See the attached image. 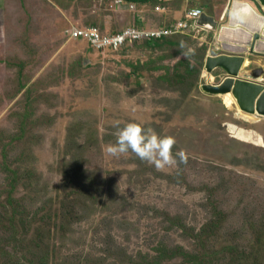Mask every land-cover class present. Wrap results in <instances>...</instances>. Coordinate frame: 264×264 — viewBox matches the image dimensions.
<instances>
[{
  "label": "rangeland",
  "instance_id": "1",
  "mask_svg": "<svg viewBox=\"0 0 264 264\" xmlns=\"http://www.w3.org/2000/svg\"><path fill=\"white\" fill-rule=\"evenodd\" d=\"M115 1L1 9L0 264H264V119L202 90L224 74L207 58L244 47L222 43L225 21L116 51L68 38L160 29L197 6ZM248 59V76L264 70V45ZM128 123L174 138L177 163L108 154Z\"/></svg>",
  "mask_w": 264,
  "mask_h": 264
},
{
  "label": "water",
  "instance_id": "2",
  "mask_svg": "<svg viewBox=\"0 0 264 264\" xmlns=\"http://www.w3.org/2000/svg\"><path fill=\"white\" fill-rule=\"evenodd\" d=\"M264 7V0H254ZM241 4V3H240ZM246 6V4H241ZM262 19H264V12ZM247 22H245L246 24ZM262 36L256 33L250 45L251 55L256 53L262 44ZM246 59L243 56L219 55L208 57L206 72L210 75L221 70L225 78L218 84H206L202 90L212 96L231 95L237 102L239 110L246 115L264 119V83L260 80L264 70H254L251 76L245 72Z\"/></svg>",
  "mask_w": 264,
  "mask_h": 264
},
{
  "label": "built area",
  "instance_id": "3",
  "mask_svg": "<svg viewBox=\"0 0 264 264\" xmlns=\"http://www.w3.org/2000/svg\"><path fill=\"white\" fill-rule=\"evenodd\" d=\"M115 6L132 15L138 14L140 9L148 8V5L127 3L123 0H116ZM155 9V8H154ZM159 13V8L153 10ZM204 15L202 9L193 8L187 11L182 20H177L168 26L160 29L151 26L132 25L112 34H101L95 28L70 29L66 32L68 38L76 41H83L92 49L97 51H116L126 44L138 42H160L181 33L189 32L200 28V19Z\"/></svg>",
  "mask_w": 264,
  "mask_h": 264
},
{
  "label": "crops",
  "instance_id": "4",
  "mask_svg": "<svg viewBox=\"0 0 264 264\" xmlns=\"http://www.w3.org/2000/svg\"><path fill=\"white\" fill-rule=\"evenodd\" d=\"M39 1L42 3V0H0V12H1V9H4V8H5L4 13H6L8 16L10 15V12L11 14L12 13L15 14V12H18L16 11L18 9H20L21 12H24L25 8H29V6H31L32 4H38ZM189 1L190 2L187 1L186 3L187 6L188 4L192 3V0H189ZM240 3L246 4V6L254 10L258 16L263 17L262 12H264V7H262L259 2L257 3L254 0H233V1L231 0V2L228 3V5L226 4V6H218L215 0H209V2H207L206 0H197L196 2L197 6L193 8H198V9L203 10V8L201 7L207 6L208 9H206V11L205 12L203 11V12L208 18L211 19L214 28L215 26H217L218 22L222 23L225 21L220 31L222 35L221 37H222L223 44L231 45V46L236 45L237 47H240V48L244 47V52H245L244 54L243 53H228L226 55L235 56V57L244 56L246 53L248 54V51H249L248 57L247 59L246 58L245 59L251 60V59H248L251 56L250 52H252L250 50V45L256 33L262 36V42H263L262 44L264 45V23L260 28H254L250 26L248 23L235 24L234 17H233L234 15L233 11L235 10V6L237 4L241 6ZM228 21L232 23H228ZM239 52H243V51H239ZM260 54L262 55L263 53L261 52ZM259 69L260 68L256 67L254 70H259ZM221 74H223V72ZM224 78H225V74L222 75L220 82ZM260 80L263 81L262 78Z\"/></svg>",
  "mask_w": 264,
  "mask_h": 264
},
{
  "label": "clouds",
  "instance_id": "5",
  "mask_svg": "<svg viewBox=\"0 0 264 264\" xmlns=\"http://www.w3.org/2000/svg\"><path fill=\"white\" fill-rule=\"evenodd\" d=\"M181 47H184L183 42ZM192 54H194L192 48L182 53L185 57ZM174 143L175 140L172 137H162L151 128H142L139 124L128 123L123 128H118L115 144H110L106 150L112 156L132 152L140 160L154 164L157 168H163L177 163L172 152ZM179 156L183 161L182 151Z\"/></svg>",
  "mask_w": 264,
  "mask_h": 264
},
{
  "label": "bare ground",
  "instance_id": "6",
  "mask_svg": "<svg viewBox=\"0 0 264 264\" xmlns=\"http://www.w3.org/2000/svg\"><path fill=\"white\" fill-rule=\"evenodd\" d=\"M233 12H234L233 17H234L235 24H237V23L245 24V22H247L250 26H252L254 28H260L264 23V19H262L260 16H258L255 13V11L252 10L250 7L240 6L239 4H237L235 6V10ZM200 24H201L200 26H202L203 28L205 27L208 30L209 29L211 30L214 28L211 19L208 18L205 14L201 17ZM227 96L232 97L231 95H224L222 97H227ZM232 99L236 102V100L233 97H232ZM236 105H237V102H236ZM237 108L239 110L238 105H237ZM239 112L244 114L240 110H239ZM244 115H246V114H244ZM248 116H250V115H248ZM251 117H255V116H251Z\"/></svg>",
  "mask_w": 264,
  "mask_h": 264
},
{
  "label": "trees",
  "instance_id": "7",
  "mask_svg": "<svg viewBox=\"0 0 264 264\" xmlns=\"http://www.w3.org/2000/svg\"><path fill=\"white\" fill-rule=\"evenodd\" d=\"M127 3H133V4H139V5H149L147 4V2H149V0H123Z\"/></svg>",
  "mask_w": 264,
  "mask_h": 264
}]
</instances>
